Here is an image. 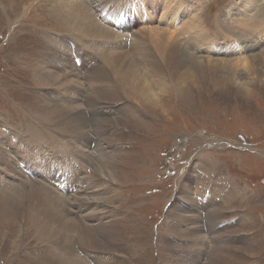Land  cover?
Returning a JSON list of instances; mask_svg holds the SVG:
<instances>
[{
  "label": "rangeland",
  "instance_id": "obj_1",
  "mask_svg": "<svg viewBox=\"0 0 264 264\" xmlns=\"http://www.w3.org/2000/svg\"><path fill=\"white\" fill-rule=\"evenodd\" d=\"M188 1L198 4V20L214 43L196 50L200 43L189 45V34L180 38L171 28L203 66L176 77L171 65L159 76L141 70L142 84L156 92L149 101L140 86L122 83L107 58L111 50L133 58L154 49L135 16L127 39L112 27L110 39L98 42L69 21L70 0H0V264H264V0L244 17L243 0ZM81 2L101 25L107 0ZM139 4L140 11L143 1L130 0V9ZM40 67L67 82L43 81ZM97 68L109 81L96 79ZM50 108L62 109L51 116ZM180 138L186 141L175 149ZM53 167L67 170L65 187H56L61 174L55 178ZM96 168L107 169L106 176ZM204 182L218 189L213 196L209 186L203 194ZM41 184L55 193L50 216L22 210L31 194L8 197L14 188L24 195ZM65 213L71 229L61 231L56 218ZM212 250L220 254L214 261Z\"/></svg>",
  "mask_w": 264,
  "mask_h": 264
},
{
  "label": "bare ground",
  "instance_id": "obj_2",
  "mask_svg": "<svg viewBox=\"0 0 264 264\" xmlns=\"http://www.w3.org/2000/svg\"><path fill=\"white\" fill-rule=\"evenodd\" d=\"M71 3V7H70V12H67L66 13H70V17L72 19H70L69 21L71 22L72 20H76L75 21V25L77 26V30L81 33V34H87V33H90L92 32V37L98 39L97 41L98 42H101V39H110V37L112 36V32L110 31V29H113L112 27H116V30H119L122 32V37L123 38H126L127 39V32L129 30V27H130V24H134V22L136 21H139V22H142L144 23L145 25L147 26H143L144 29L143 32H147L149 35L148 40H151V42L155 45V47H152L154 48L153 50H151L150 52L147 53L149 47L145 48V49H142V50H146L145 52H139L138 56L136 54V56H133V58H130V55H126L125 52L123 51H120V52H114L113 50H111L109 53H108V60L110 61L111 65L113 66H116V72L117 74L118 73H121V76L123 75L122 77V80L124 84H126V82L132 86L133 88L136 86H140L138 88L139 89V92L142 96H144L146 99H149L150 100H154V95L156 94V92L153 90H151L152 88H150V83L149 85L148 84H145L143 83L142 84V73L141 70H143L142 72L147 74V71L148 72H151L152 75H158L160 73H162V71L164 72L165 70L168 71V74L170 73L169 72V68H168V65L170 66L171 65V74H174L175 76L173 77H176L177 74H180L181 73H185V71L187 72L188 68L190 67H201L203 66L201 63L202 61L198 62L199 64L195 63L193 60L195 58H197L195 56V53H192V54H189V51L188 48L180 41L178 40V36L174 35L175 32H172L171 28H175V29H179L180 31L177 33L180 38L183 34H189L187 37H185V40L189 43V45H193V47L195 46V44H199L200 43V46H198L196 48L197 49H203L206 51V49L208 48V43L209 41L211 43H214V41H211V37H209L207 31L204 30V28L202 27L201 23L199 22L198 20V8L199 6L197 7L198 4H192L191 2H189L188 0H141L143 1V7L140 9L139 11V7L141 6V4L139 5H135L134 6V9H130L131 8V5H130V0H107V2L110 4L109 5V9H103L102 11L104 12H108V15L107 17L104 18V21H101V25L98 24V22L94 21L93 20V17H95L94 14H92L91 10H89L88 8H86L84 6V4H82L81 0H70ZM238 2V1H237ZM240 2V1H239ZM68 3V2H66ZM88 3V2H87ZM257 3V0H243L241 2V7H240V11L242 12L241 15L243 16V13L245 14V11L248 10L247 8L250 7L251 4L255 5ZM63 5V4H62ZM60 5V6H62ZM252 5V7H253ZM67 6V5H66ZM98 7V6H97ZM62 8H66V7H62ZM106 10V11H105ZM250 10V9H249ZM102 11L100 12L102 14ZM135 11V12H134ZM144 11V12H142ZM163 12V13H161ZM230 12V11H228ZM64 13V11H63ZM250 13V12H249ZM258 13V12H257ZM65 14V13H64ZM160 14H162V17H159ZM251 14H253V12H251ZM229 15V14H228ZM248 15V14H247ZM134 16L136 18V21H134ZM246 16V15H244ZM243 16V17H244ZM159 17V19H158ZM233 17V15H232ZM250 18V17H249ZM255 18V17H254ZM262 18H264L262 16ZM65 19V20H64ZM63 19V21H67L66 17ZM262 21V20H261ZM254 22V21H253ZM93 23V24H92ZM178 23L181 24V26L178 25ZM260 23V22H259ZM68 24V22H67ZM240 24L242 26H245L244 24V21H241ZM72 25V24H70ZM240 25V26H241ZM111 26V27H110ZM262 26V25H261ZM72 27V26H71ZM253 27V26H251ZM73 28V27H72ZM247 29V28H246ZM115 30V29H114ZM250 30V29H249ZM248 30V31H249ZM254 30V29H253ZM130 31V30H129ZM175 31V30H174ZM177 31V30H176ZM247 31V30H246ZM257 31V30H255ZM142 32V31H141ZM142 32V33H143ZM133 35V34H132ZM135 35V33H134ZM114 36V35H113ZM142 36V35H140ZM118 37V36H117ZM139 37V34L135 35V37H133V42L135 40L138 39ZM103 41V40H102ZM138 41V40H137ZM145 42V41H144ZM143 42V43H144ZM107 43L110 44V42H105V43H102V44H106ZM112 43V42H111ZM149 43V42H148ZM121 44V43H120ZM232 47L231 44H228L227 45V51ZM111 48V47H110ZM120 48V47H119ZM152 49V48H151ZM195 51V50H194ZM131 52V51H130ZM198 52V51H197ZM104 55L106 53H104V51L102 52ZM118 55H126L127 57H125V59H122L120 60L119 64L117 63L118 62ZM105 57V56H104ZM123 57V56H122ZM202 57V56H201ZM200 57V58H201ZM209 57V55H208ZM207 56H203L202 59H203V63H206V61H208V63L211 65L213 63H222L220 62L218 59H216L217 57H220V56H217L216 58H208ZM260 57V54L259 56L257 55H252L251 56V61H255L257 60L258 58ZM126 58L130 61L128 62V60L126 61ZM193 66H192V65ZM41 68V67H40ZM186 68V69H184ZM42 69V68H41ZM38 70V69H37ZM147 70V71H146ZM183 71V72H182ZM38 72V71H37ZM39 72L41 73L42 75V78L44 79L43 81L47 82V83H52V82H56V81H60L62 82V80L65 81V83L67 82V79L64 78V77H58L57 75H51L47 70L45 71L44 69L42 70H39ZM107 72V71H106ZM104 72V69H100V68H97V71L94 73L96 79H98L100 82L101 80L102 81H109V76L108 74ZM177 72V73H176ZM164 73H167V72H164ZM162 73V74H164ZM90 74V73H89ZM38 75V74H37ZM93 75V74H92ZM161 75V74H160ZM120 76V75H119ZM151 76V75H149ZM93 77V76H92ZM156 77V76H155ZM172 77V76H170ZM36 78V77H35ZM38 78V77H37ZM151 78H154V77H151ZM39 79V78H38ZM89 79V77H88ZM119 80V79H118ZM43 81H40V82H43ZM90 81V80H89ZM93 81V80H92ZM110 81H113L114 82V79L113 80H110ZM99 82V83H100ZM120 82V81H118ZM118 82H116V84H118ZM96 83V82H95ZM112 83V82H111ZM98 84V83H96ZM95 84V85H96ZM122 84V87L123 85ZM154 84V83H153ZM47 85V84H46ZM92 87V86H91ZM105 87V86H104ZM111 87V86H110ZM153 88L155 89H158L160 88L159 85H153L152 86ZM113 88V87H112ZM137 88V89H138ZM61 89H64V87L61 85ZM93 89V88H92ZM105 89V88H103ZM111 89V88H110ZM116 89V87L114 88ZM108 91V89H105ZM138 92V93H139ZM109 93V92H108ZM56 94V93H55ZM54 94V95H55ZM45 97V96H44ZM57 97V96H56ZM49 100V99H48ZM70 102V101H69ZM68 105V104H67ZM80 106V105H79ZM128 107V106H127ZM64 108H67L66 104H65V107ZM72 108V107H71ZM62 108H60L59 110H61ZM130 109V108H129ZM132 109V108H131ZM57 108L55 109H48V115L52 114L51 116H55V114L57 112L60 113ZM71 110V109H70ZM128 110V109H127ZM125 110V111H127ZM75 111V110H74ZM131 111V110H130ZM62 112V111H61ZM69 113V109L66 111V113ZM129 112V111H128ZM71 113V112H70ZM62 114H64L62 112ZM74 114V113H73ZM131 114H132V111H131ZM61 115V114H60ZM64 116V115H63ZM71 117V116H70ZM78 117V116H77ZM49 118V117H48ZM52 118H55V117H52ZM59 118V117H58ZM57 119V118H55ZM76 119V118H75ZM80 119V118H79ZM54 120V119H52ZM60 120V118H59ZM77 120V119H76ZM86 120V119H85ZM53 122V121H52ZM58 122V121H56ZM78 122V121H77ZM81 122V121H80ZM86 122V121H85ZM48 123V122H47ZM54 123V122H53ZM73 124L76 123L75 120L74 122H72ZM71 123V124H72ZM83 123V122H82ZM59 124V123H58ZM57 124V125H58ZM79 124V123H78ZM99 124V123H98ZM53 125V124H52ZM70 125V124H69ZM76 125V124H75ZM74 125V126H75ZM105 125V124H104ZM52 127V126H51ZM56 127V126H53V128ZM82 127V125H81ZM96 127V126H95ZM57 128V127H56ZM79 128V127H78ZM83 128V127H82ZM85 128V127H84ZM73 130V129H72ZM37 131V129H36ZM47 131V130H46ZM69 131V130H68ZM74 133V132H73ZM87 133V132H86ZM85 133V134H86ZM185 133V132H184ZM38 135V133L36 134ZM76 135V134H75ZM82 135V134H80ZM76 137V136H75ZM35 138V137H34ZM38 138V137H36ZM89 138V137H87ZM84 139V138H83ZM77 140V139H76ZM34 142V140H32ZM185 142L186 140L183 138L181 140L180 138V142L178 143H175V149H180V145L181 143ZM40 142V141H39ZM31 143V142H30ZM42 143V142H41ZM54 144V143H53ZM75 144V143H74ZM97 144H99L97 142ZM37 147V146H35ZM38 147H39V144H38ZM52 147V146H51ZM55 147V146H53ZM85 148V147H84ZM27 149V148H26ZM52 151H56L52 148H50ZM39 151V152H43L44 155L43 157L47 158L48 156V153L40 148L37 149L34 151ZM47 151L49 152V149H47ZM51 151V152H52ZM101 151V150H100ZM21 152V151H20ZM19 152V154L21 155V153ZM25 153V152H24ZM23 153V154H24ZM18 154V153H17ZM26 154V153H25ZM38 154V153H37ZM106 154V152H105ZM34 155V154H32ZM84 155V154H83ZM103 155V154H102ZM39 156V154H38ZM42 156V155H41ZM50 156V154H49ZM63 156V162L65 164V167L67 165V157H66V154L63 153L62 154ZM21 158V157H20ZM37 158V157H36ZM81 157H79L80 159ZM114 158V157H113ZM50 159V158H49ZM83 159V158H82ZM106 159V158H105ZM37 160V159H36ZM110 160V159H109ZM108 160V161H109ZM81 160H79V163H82L80 162ZM88 161V160H87ZM106 161V160H105ZM84 162V161H83ZM110 163H112L111 161H109ZM126 162V161H125ZM114 163V162H113ZM105 164V163H103ZM80 165V164H79ZM89 165V164H88ZM110 165V164H109ZM112 165V164H111ZM115 165V164H114ZM5 166V165H4ZM83 166V165H82ZM87 166V165H86ZM113 166V165H112ZM64 167V168H65ZM108 167H111V166H108ZM109 170V169H108ZM119 170V169H118ZM96 171L99 173V172H103V174L106 176V172L107 169H102L100 171V169L96 168ZM116 172V171H115ZM92 176V175H91ZM98 176V175H97ZM92 178V177H91ZM114 180V179H113ZM107 181V180H106ZM105 181V183H106ZM108 181H110L108 179ZM100 183V182H99ZM35 184V183H34ZM38 185V184H37ZM3 186V185H2ZM79 186V185H78ZM211 189L210 191V197L213 196V194L218 190H216L214 187H212L211 185H209L207 182H204L203 184H201V189H202V192L204 191V189L206 187H208ZM217 188V187H216ZM221 188V187H220ZM15 189V190H14ZM13 189V192L14 193H11L9 197V199H13V197H15V201H24V200H27L28 199V196L30 195V200H29V203L22 209V210H25V212L29 209V210H37L36 213V217H40L41 219L43 218V216H48L49 215V212L51 211V208H55L56 207V204L55 203H48L50 199V194L49 192H47V190L45 191L42 184L39 185V186H36V185H32L30 189H27L25 192V194L23 195L22 189H16L14 188ZM48 189V188H46ZM8 190V189H6ZM32 190H33V193H32ZM50 191V190H49ZM88 191V190H87ZM224 191V190H223ZM228 191V190H227ZM99 192V191H98ZM92 193V192H91ZM228 193L232 196L231 194V190L228 191ZM226 194V196H230L229 194ZM13 194V195H12ZM52 194H55V193H52ZM51 194V195H52ZM200 194V193H199ZM95 195V194H94ZM202 195V193H201ZM20 196V197H19ZM84 196V195H83ZM204 196V200L202 203L204 204H208L209 201L211 200L210 197H206L205 198V195ZM19 197V198H18ZM52 197V196H51ZM81 197V196H80ZM224 197V196H223ZM77 198V197H76ZM78 199V198H77ZM94 199V198H93ZM61 201V200H60ZM84 201V200H83ZM83 201L81 203H83ZM90 201V200H89ZM88 202V201H87ZM224 202V201H222ZM91 204V202H90ZM93 204V203H92ZM91 204V205H92ZM225 204V203H224ZM60 206V205H59ZM85 206V205H84ZM88 206V205H87ZM58 207V206H57ZM62 207V206H60ZM58 207V208H60ZM78 207V206H77ZM81 207V206H80ZM96 207V206H95ZM176 207V206H175ZM174 207V208H175ZM198 207V206H197ZM67 208V207H66ZM60 209H63V208H60ZM69 209V208H68ZM215 210V209H214ZM53 213V210L51 211ZM57 212V211H56ZM64 212V210H63ZM211 212V211H210ZM215 212V211H214ZM61 213V212H60ZM22 214V213H21ZM73 214V213H72ZM64 215V219H58L56 218L57 221H59V229L62 231V230H66V229H71L70 227V223H68V218H67V222H65V217L67 215V213L63 214ZM50 216V215H49ZM90 216V215H89ZM215 216V215H214ZM83 217V216H81ZM88 217V216H87ZM211 217H212V214H211ZM85 218V217H84ZM89 218V217H88ZM183 219V218H182ZM213 219V218H212ZM87 222L88 221H91L92 219L89 218V220L86 218ZM70 221V220H69ZM44 224V222H43ZM42 224V225H43ZM100 225V224H99ZM101 226V225H100ZM93 227V226H91ZM38 228V227H37ZM94 228V227H93ZM213 228V227H212ZM58 229V230H59ZM92 229V228H91ZM199 229V228H198ZM41 230V229H39ZM38 230V231H39ZM44 230H47V229H44ZM50 230V228H49ZM56 231V228H55V231L56 232H59V231ZM87 230V229H86ZM202 230V229H201ZM89 231H90V228H89ZM88 232V236L89 237H92V238H95L91 233ZM65 232V231H63ZM197 231L194 229L193 231H187L186 233H189V234H195ZM46 233V232H45ZM66 233V232H65ZM64 233V234H65ZM49 234V233H48ZM80 234V233H79ZM44 236V233L42 234ZM47 235V234H46ZM41 236V235H40ZM50 236V235H49ZM88 240V239H87ZM196 242V241H195ZM72 248V247H71ZM70 250V249H69ZM195 250V249H194ZM218 251V249H217ZM72 252V250H71ZM210 258H211V261H214L215 257H219L220 254H215L212 250V252H210ZM187 258V257H186ZM188 260V259H187Z\"/></svg>",
  "mask_w": 264,
  "mask_h": 264
},
{
  "label": "built area",
  "instance_id": "obj_3",
  "mask_svg": "<svg viewBox=\"0 0 264 264\" xmlns=\"http://www.w3.org/2000/svg\"><path fill=\"white\" fill-rule=\"evenodd\" d=\"M177 151H180V150H177ZM197 172H199V170H197ZM196 182H201V180L200 179H196Z\"/></svg>",
  "mask_w": 264,
  "mask_h": 264
}]
</instances>
